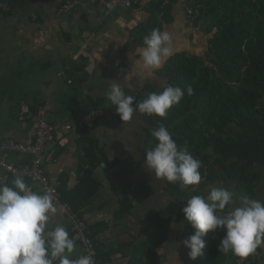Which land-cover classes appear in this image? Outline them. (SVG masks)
I'll list each match as a JSON object with an SVG mask.
<instances>
[{"label":"crops","instance_id":"0c3cea01","mask_svg":"<svg viewBox=\"0 0 264 264\" xmlns=\"http://www.w3.org/2000/svg\"><path fill=\"white\" fill-rule=\"evenodd\" d=\"M7 1L12 2L14 10L7 14L0 8V142L11 139L30 144L31 124L18 120L20 105L26 103L34 111L47 104L56 137L55 144L47 146L44 167L62 199V193L79 184L85 158L81 143L84 135L98 143L107 159L94 172L102 190L83 216L97 235V247L112 254L106 264H130L135 247L146 240L149 219L160 213L172 219L170 239L158 252L160 264H190L189 249L182 243L186 239L184 224L178 219L185 205L169 198L167 181L152 175L143 161L145 132L153 130L150 116L136 113L131 121L117 122L114 106L105 93L113 80L125 95L135 98L145 97L148 86L162 91L166 87L162 73L178 55L207 59L214 36L209 33L210 23L199 20L198 14L190 18L187 0L112 10L99 7L98 0H78V7L61 14L55 0ZM33 14L37 21L32 20ZM153 29L171 34L175 52L161 69L149 75L136 65L139 57L135 49L143 46ZM91 112L103 115L93 129L80 133L68 129ZM6 161L28 164L31 157L9 153ZM3 176L0 169V182ZM25 182L42 194L38 184ZM259 187L256 198L257 192L264 195V188ZM122 211L127 213L121 215ZM58 223L75 240L70 259L83 255L71 223L57 210L47 228L51 230ZM257 249L264 254L263 237ZM261 262L264 264V259Z\"/></svg>","mask_w":264,"mask_h":264},{"label":"trees","instance_id":"16d2710c","mask_svg":"<svg viewBox=\"0 0 264 264\" xmlns=\"http://www.w3.org/2000/svg\"><path fill=\"white\" fill-rule=\"evenodd\" d=\"M2 3L9 7L4 13L14 10L12 2ZM187 4L194 17L198 14L199 20L210 23L209 33L214 34L210 51L206 60L183 54L167 64L162 73L166 87L191 84L194 94L188 96L185 92L165 117L150 119L153 129L165 126L178 148L186 147L201 162V181L184 190L178 183L167 182L165 191L170 199L185 206L192 196L204 194L218 184L241 197L256 199L264 172V0H187ZM158 91L148 86L145 97H136L134 103ZM151 131L145 132L144 162L146 151L156 143ZM81 143L85 158L79 184L62 194L83 220L85 210L102 190L94 172L107 159L87 134ZM226 211L227 208L219 214ZM178 219L184 224L185 237L192 235L194 229L182 211ZM171 226L172 219L166 214L153 215L144 234L146 240L135 247L130 264H160L158 252L169 241ZM90 232L96 244L97 235L91 227ZM224 234L222 229L208 232L203 254L190 264H236L239 257L218 250ZM96 250L100 264L111 259L112 254L103 253L97 244Z\"/></svg>","mask_w":264,"mask_h":264},{"label":"clouds","instance_id":"9594fccd","mask_svg":"<svg viewBox=\"0 0 264 264\" xmlns=\"http://www.w3.org/2000/svg\"><path fill=\"white\" fill-rule=\"evenodd\" d=\"M171 34L153 29L144 38L143 46L135 49L139 57L136 65L151 75L159 70L174 54ZM185 92L194 94L191 84L182 88L167 86L162 91L151 92L147 98L135 102L132 95H125L119 83L113 80L105 93L106 100L116 107L122 122L131 121L134 114L165 117L167 111L180 103ZM154 146L146 151L145 168L157 178L177 184L181 190L198 185L201 181V162L186 147L178 148L171 132L163 125L153 129ZM227 187H213L206 196L196 195L187 200L182 212L194 233L182 241L189 249L188 257L196 260L203 254L204 237L210 231L224 230L218 250L225 254L246 258L254 253L264 237V203L240 197ZM225 214H219L221 211ZM57 212L53 198L48 193L31 190L22 176L9 184H0V264H95L93 257L70 256L76 249L75 240L62 224L53 229L48 222Z\"/></svg>","mask_w":264,"mask_h":264},{"label":"built area","instance_id":"2783aa9c","mask_svg":"<svg viewBox=\"0 0 264 264\" xmlns=\"http://www.w3.org/2000/svg\"><path fill=\"white\" fill-rule=\"evenodd\" d=\"M180 0H98V6L112 10L114 8L132 9L137 6L149 4L153 2L169 5ZM60 4L58 14L71 11L80 5L78 0H57ZM3 12H8L9 7L4 3L0 4ZM188 16L194 18V13L191 9H187ZM32 20L37 21L36 14L32 15ZM51 108L47 104L37 107L34 111L26 103L20 105L18 120L20 122L30 121L31 130L30 144L17 143L14 140L7 139L0 142V169L4 172V176L0 184H6L12 178L22 176L24 181L29 180L35 182L41 188V193H48L53 198V203L57 210L64 214L71 223L72 232L80 244L83 255H91L98 264V253L96 245L91 239V232L89 225L84 222L74 212L71 205L62 199V195L55 185L51 183L45 171V156L47 146L55 144L56 128L48 120V114ZM113 111L116 115L117 122H122L117 115L116 107ZM101 113H89L82 117L78 123L69 126L70 131L82 132L85 129H93L95 124L102 118ZM9 153H18L31 157L28 164H12L6 161ZM264 259V254L260 251H255L246 258H238L236 264H259Z\"/></svg>","mask_w":264,"mask_h":264},{"label":"rangeland","instance_id":"374dc122","mask_svg":"<svg viewBox=\"0 0 264 264\" xmlns=\"http://www.w3.org/2000/svg\"><path fill=\"white\" fill-rule=\"evenodd\" d=\"M264 101V100H263ZM234 133V132H233ZM233 133L231 135H233ZM264 188V181L261 183L259 189L262 190ZM233 193H235V197L234 199L236 200V205L235 206H238L240 201H239V198L241 197L238 193H236L234 190H232ZM256 200H259L261 201L262 203H264V195L261 196V194L259 192H257V198ZM264 238V237H263ZM262 263V262H261Z\"/></svg>","mask_w":264,"mask_h":264}]
</instances>
